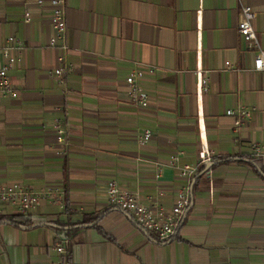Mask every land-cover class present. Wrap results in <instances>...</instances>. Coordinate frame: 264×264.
<instances>
[{"label":"crops","instance_id":"obj_1","mask_svg":"<svg viewBox=\"0 0 264 264\" xmlns=\"http://www.w3.org/2000/svg\"><path fill=\"white\" fill-rule=\"evenodd\" d=\"M244 7L256 14L264 50V0H67L63 55L49 47L50 0H0V47L11 36L22 46L9 74L14 96L0 97V183L56 188L66 200L65 210L43 202L27 226L6 221L16 216L7 208L0 264L55 263L62 238L70 264H264V160L251 150L264 143V71L254 69L257 51L238 33ZM61 56L75 67L65 85L50 77ZM135 68L145 72L147 109L128 100ZM199 70L209 79L206 92ZM239 107L252 117L235 134L226 112ZM58 121L67 130L64 146ZM146 130L153 137L141 143ZM202 145L214 166L193 182L172 240L158 241L109 206L115 181L143 204L171 210L187 183L171 159L197 165ZM84 221L89 226L71 228Z\"/></svg>","mask_w":264,"mask_h":264},{"label":"built area","instance_id":"obj_2","mask_svg":"<svg viewBox=\"0 0 264 264\" xmlns=\"http://www.w3.org/2000/svg\"><path fill=\"white\" fill-rule=\"evenodd\" d=\"M42 2L43 0H39V3ZM50 3L52 8L50 22L53 36L49 41V47L62 51L64 55L69 50L67 0H50ZM255 18L256 14L252 8H242L239 15L238 33L245 42L247 50L257 51L254 69L264 71V50L260 46L253 26ZM24 21L26 24L31 22L30 14L25 15ZM8 44L6 47H0V97L14 96L9 74L12 68L20 62V57L15 52L22 50L21 44L13 36L8 38ZM59 61L60 66L50 72V77L58 80L61 85H65L68 76L74 73L75 67L66 63L64 56H61ZM225 65L227 68L232 67L230 63ZM154 72V69L148 70L150 74ZM144 75L143 70L135 68L126 79L129 103L139 109H147L151 105L150 95L141 86ZM196 76L199 79L201 90L206 92L209 79L204 76L202 70L197 71ZM226 115L234 119V133L239 134L251 119L252 111L245 107H239L235 110H227ZM55 134L58 145L67 144V130L63 122L58 121L56 123ZM152 137V132L146 130L139 141L145 143L150 141ZM251 150L254 158L264 160V143H252ZM170 165L178 170L180 176L187 181L180 188L178 198L171 210L160 205L143 204L138 194L121 190L115 181H110L107 188L109 206L127 214L141 230L155 234L160 242H168L177 235L192 204L193 182L203 171L206 173L212 171L214 158L208 147L202 145L197 165H180L179 156L172 157ZM160 178L161 171L158 170L156 179L160 180ZM43 202H47L60 210L66 209L65 194L59 189L48 188L34 191L19 183H0V219L6 215L7 208H10L16 215L28 216L35 212ZM67 243L62 238L54 245L53 250L60 257V260L52 264H70L69 253L66 249Z\"/></svg>","mask_w":264,"mask_h":264},{"label":"trees","instance_id":"obj_3","mask_svg":"<svg viewBox=\"0 0 264 264\" xmlns=\"http://www.w3.org/2000/svg\"><path fill=\"white\" fill-rule=\"evenodd\" d=\"M228 161H230V159L221 160V161H219V162L221 163V162H228ZM250 162H252V163H256L255 159H251ZM215 164H217V162H215ZM100 218H101V216H99V217L96 218V224L98 223V221L100 220ZM5 220H6V218L3 217L2 219H0V223L3 222V221H5ZM6 221H9V222H11V223H12V222H18V221H21V222L23 221V222L21 223V225H24V226L30 225V223H31V219H30V217L22 216V215L12 216V217L8 218ZM52 225H54V224H52ZM55 226H56L58 229L61 228L60 224H55ZM85 226H89V224H87V223L84 221V222H82V224H74V225H72L71 228H72V229H77V228H81V227H85Z\"/></svg>","mask_w":264,"mask_h":264}]
</instances>
